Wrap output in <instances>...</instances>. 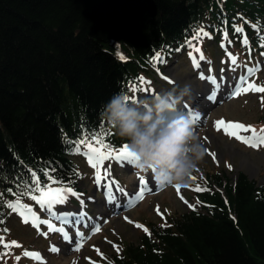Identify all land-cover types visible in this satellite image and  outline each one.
Masks as SVG:
<instances>
[{"label":"trees","instance_id":"obj_1","mask_svg":"<svg viewBox=\"0 0 264 264\" xmlns=\"http://www.w3.org/2000/svg\"><path fill=\"white\" fill-rule=\"evenodd\" d=\"M201 31L206 35L194 39ZM189 41L197 47L229 42L243 60L258 59L264 0H0L4 240L13 211L7 204L35 203L24 195L35 187L33 174L42 183L51 175L80 193L86 174L75 159L87 149L76 153L75 142L104 129L111 133L105 142L122 147L103 106L116 93L133 100L148 85L141 77L193 52ZM198 185L208 189L194 194L201 211L163 227L149 224L140 244L127 245L111 264H264V184L244 173L231 181L207 171ZM5 252L0 244V264Z\"/></svg>","mask_w":264,"mask_h":264},{"label":"rangeland","instance_id":"obj_2","mask_svg":"<svg viewBox=\"0 0 264 264\" xmlns=\"http://www.w3.org/2000/svg\"><path fill=\"white\" fill-rule=\"evenodd\" d=\"M199 48L204 57H207L203 61L199 60V53L190 52L200 63L199 69L194 67L190 55L185 56V59L179 58L161 73L155 72L145 78L147 87L142 92L139 91L133 99L134 101L145 99L162 90L182 87L184 84H189L191 89L197 92L205 93L204 102L208 104L205 111L201 106L188 103L189 114L203 116V119L201 118L196 124V128L207 148V154L193 176L195 179H192L186 187L181 186L179 194L176 188L172 187L161 191L156 187L151 172L139 173L127 162L111 159L104 162V168L109 170V176L102 179V183L98 185L96 169L90 166L87 156L83 153L80 158L75 159L82 172L86 174L80 186L82 195L79 198L69 195L67 202L62 204V208L56 206L54 209L55 218L49 217L47 210L41 208L36 202L29 204L30 208L38 210L39 214L42 213L46 220H58L61 214H67L66 210H75L80 213L82 218L79 225L65 228L73 243H69L57 232H50L45 224H41L39 229L32 228L28 223L23 222L18 212L12 211L8 223L9 236L4 242L16 241L20 247L6 249L8 259L1 264H41L40 261L25 256V251L38 252L44 264H72L73 259L76 264H111L116 256L125 252L127 245L140 244L142 232L145 231L143 228H137L136 224H141L147 229L151 223L170 224L172 220L192 210L184 202L185 200L195 207V211H201L194 196V189L207 171L225 173L231 181H234L240 173H244L250 180L260 185L264 184V146L258 149L249 147L234 137L225 135L223 129L217 131L215 127L216 121L224 119L252 126L259 133L261 129H264V103L261 101L264 93L248 92L233 98L229 94L228 86L227 94L221 96L215 93L216 100L211 102L206 97L210 91H214L213 86L207 79H200V73H203L205 77L215 76L218 81L223 77L230 85L235 83L239 76H244L249 82L264 85V54L256 60H252L251 56L243 60L238 46L230 45L229 42L222 47L220 43L212 41ZM229 53L236 58L235 65L232 64ZM249 68L256 70L254 75H249L247 71ZM185 102L187 103L186 99ZM242 134L252 135L250 132ZM209 152L216 154V160L212 159ZM228 165H231V168ZM101 171L103 174V169ZM141 176L151 188V192H146L142 200L130 207L126 206L127 197L123 196L118 197V203L108 202L104 187L106 181L115 182L114 190L118 185L126 193L133 194L139 191ZM181 196L184 200L180 198ZM157 206H159V214ZM39 209L43 211L40 212ZM125 217L128 219L126 220ZM94 226L100 227L101 231L93 234ZM77 233H83V247L79 252L74 250L81 239ZM53 246L57 247L59 252L51 251ZM96 249H99V252ZM16 257L20 259L17 261Z\"/></svg>","mask_w":264,"mask_h":264},{"label":"clouds","instance_id":"obj_3","mask_svg":"<svg viewBox=\"0 0 264 264\" xmlns=\"http://www.w3.org/2000/svg\"><path fill=\"white\" fill-rule=\"evenodd\" d=\"M191 95L189 84L138 101L121 92L102 108L103 118L135 157L133 167L151 172L161 191L190 184L207 154L196 121L180 107Z\"/></svg>","mask_w":264,"mask_h":264},{"label":"snow or ice","instance_id":"obj_4","mask_svg":"<svg viewBox=\"0 0 264 264\" xmlns=\"http://www.w3.org/2000/svg\"><path fill=\"white\" fill-rule=\"evenodd\" d=\"M236 31H242V29H236ZM206 35V33H203L202 31L194 37V39L199 40L202 38V36ZM245 43H247V40L245 39ZM189 46L192 47L193 52L199 53V60L203 61L205 59L203 53L200 51V48L196 45H193L191 41H189ZM193 65L195 68H200V63L197 61V58L192 53L189 54ZM229 58L233 65L236 64V58L232 56L231 53H229ZM120 60H125V57L121 55L119 57ZM156 62H162V58L159 56V54L155 57ZM249 75L255 74V69L249 68L248 70ZM165 79H168L165 77ZM200 79H207L209 83L213 86L214 91H210V93L207 95V99L211 102H215L216 100V92H218L221 88V81L224 80L223 77L220 78V81L217 80L215 76H208L205 77L203 73H200ZM141 82H144V78H140ZM170 83L172 81H169ZM227 84L228 82L225 81ZM229 94L231 97H239L242 94H246L248 92H256V93H264V85H257L255 83L249 82L248 79H246L244 76H239L238 80L235 83H232L229 85ZM261 101L264 103V96H261ZM199 116H193L192 119L194 121L199 120ZM216 130L221 131L223 129L224 134L229 137H234L236 140L240 141L241 143L246 144L249 147L258 149L260 146H264V129H261L258 133L257 130L252 126H246L243 123L239 122H229L225 121L224 119H220L216 121ZM251 133V136H245L242 133ZM111 133L107 132L104 129H101L99 132H92L84 133L83 137L79 140H77L75 151L76 153H80V146H84L87 149V152L84 153L87 156L88 162L90 166L94 169H96V183L99 185L102 183V179L107 178L109 176V170L104 168V162L115 159L120 162H127L128 164L133 166L135 157L129 152L127 145L124 143L122 147L114 148L111 146L110 143L105 142V137L110 136ZM207 139V138H205ZM213 160H216V154L215 153H208ZM229 168H231V165H228ZM103 169V174L102 170ZM194 180L195 177H192ZM140 185L139 191L137 193L128 194L125 192L123 188H120L118 185L115 186L114 190V181H106L104 183L105 191H106V199L109 203H118V197L123 196L127 197L125 204L126 206H134L136 202L142 200L146 194V192H151V188L148 187V182L145 180L143 176L140 177ZM33 184L35 187L27 193H24V195H27L30 197L31 200L35 201L37 204L41 206V208L46 209L49 215H56V212L54 209L57 205H62L67 202V199L69 195L73 197L79 198L82 194L75 192L71 187H65L63 184L59 181H57L55 178H53L51 175L47 176V182L42 183L40 178L33 174ZM60 185L57 187H53V185ZM186 187V186H185ZM177 193L180 192V185L175 186ZM197 192L202 191H208L207 188H201L199 185L196 186L194 189ZM182 200H184V197H180ZM189 208H191L193 211H195V207L192 204H188V202L184 201ZM201 203L199 200H197V204ZM7 207L12 209L14 212H18L19 215L23 218V222L25 224L31 222L32 226L39 229L41 224L47 225V228L50 232H60L64 239L68 240L71 243V237L69 236L68 231L65 230V228H57L51 221L48 220H41L39 216L33 212V209L29 206L23 204L20 202L19 198H17L16 203L9 202L7 204ZM157 212L159 214V206H157ZM31 217V221L29 219ZM127 220L128 218L125 217ZM131 223V221H129ZM137 228H143V230L147 233L148 229L145 228L141 224L135 225ZM164 225H162L163 227ZM169 226L170 225H166ZM5 232H7V229H4ZM101 231V228L98 226H94L93 228V234L99 233ZM46 235V233H45ZM150 235V233H149ZM79 236L81 237L80 241L75 246V251L79 252L81 248L83 247V233H79ZM0 244L3 245L4 249H10L13 247H20V245L16 241H12L11 243H5L4 238L0 236ZM53 252H59V249L55 246H53L51 249ZM97 252H99V249H96ZM8 253L5 252L3 255H7ZM24 255L30 258H34L37 261H40L41 264H44L43 258L38 252H29L25 251ZM2 258V257H0ZM17 261L20 259V257H16ZM74 264H76V261H74Z\"/></svg>","mask_w":264,"mask_h":264},{"label":"bare ground","instance_id":"obj_5","mask_svg":"<svg viewBox=\"0 0 264 264\" xmlns=\"http://www.w3.org/2000/svg\"><path fill=\"white\" fill-rule=\"evenodd\" d=\"M225 81L228 82L227 80L221 81V88H220V90L218 92H216V93L220 94L221 96L227 94V88H228L229 85H228V83L226 84ZM204 97H205V93L204 92H197L196 90L192 89V95H191V97L190 98H186L187 103L184 102V104L180 106L181 109H182V111H184L185 113L188 112V108H189L188 107V103L191 104V105H193V106H201V107H203V109L205 111L208 108V104H206L204 102L205 101V98ZM190 115L192 117L193 116H197L196 114H191V113H190ZM198 116L200 118H199V120L196 121V124L203 117L202 115H198ZM110 204H113V203H110ZM71 242L73 243V240Z\"/></svg>","mask_w":264,"mask_h":264}]
</instances>
